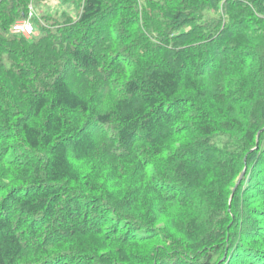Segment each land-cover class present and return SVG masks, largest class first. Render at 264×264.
<instances>
[{"label":"trees","instance_id":"obj_1","mask_svg":"<svg viewBox=\"0 0 264 264\" xmlns=\"http://www.w3.org/2000/svg\"><path fill=\"white\" fill-rule=\"evenodd\" d=\"M0 264H264V0H0Z\"/></svg>","mask_w":264,"mask_h":264},{"label":"built area","instance_id":"obj_2","mask_svg":"<svg viewBox=\"0 0 264 264\" xmlns=\"http://www.w3.org/2000/svg\"><path fill=\"white\" fill-rule=\"evenodd\" d=\"M13 32L20 33L25 37H28L34 33V27L28 20H18L13 24Z\"/></svg>","mask_w":264,"mask_h":264},{"label":"water","instance_id":"obj_3","mask_svg":"<svg viewBox=\"0 0 264 264\" xmlns=\"http://www.w3.org/2000/svg\"><path fill=\"white\" fill-rule=\"evenodd\" d=\"M243 173H244V171H243ZM243 173H242V175H243ZM242 175H241V176H242ZM241 176H240V178H241ZM239 180H240V179H239ZM234 189H235V188H234Z\"/></svg>","mask_w":264,"mask_h":264},{"label":"rangeland","instance_id":"obj_4","mask_svg":"<svg viewBox=\"0 0 264 264\" xmlns=\"http://www.w3.org/2000/svg\"><path fill=\"white\" fill-rule=\"evenodd\" d=\"M34 13H35V12H34ZM35 34H36V32H35ZM35 34H34V35H35Z\"/></svg>","mask_w":264,"mask_h":264}]
</instances>
